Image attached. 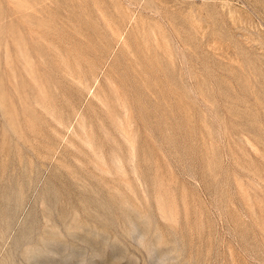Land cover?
<instances>
[{
	"label": "rangeland",
	"instance_id": "obj_1",
	"mask_svg": "<svg viewBox=\"0 0 264 264\" xmlns=\"http://www.w3.org/2000/svg\"><path fill=\"white\" fill-rule=\"evenodd\" d=\"M0 264H264V0H0Z\"/></svg>",
	"mask_w": 264,
	"mask_h": 264
}]
</instances>
